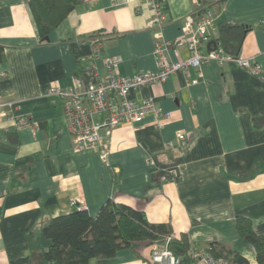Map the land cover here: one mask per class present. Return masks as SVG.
<instances>
[{"label": "crops", "instance_id": "crops-1", "mask_svg": "<svg viewBox=\"0 0 264 264\" xmlns=\"http://www.w3.org/2000/svg\"><path fill=\"white\" fill-rule=\"evenodd\" d=\"M202 4L164 2L162 35L173 44L167 51L171 60L189 56L179 39L185 21ZM210 8L211 43L225 49L221 37L232 45L240 35L241 48L228 50L259 63L264 76V0H224ZM152 18L146 1L83 0L47 41L40 37L29 0H0V92L15 103L16 116L32 122L19 128L10 118L0 120V264H52L43 258L51 244L43 229L73 212L72 202L93 217L108 202L124 204L144 211L152 223L170 224L177 239L186 234L192 251L220 244L258 264L236 220L250 219L254 231L264 235L260 77L236 62H211L133 92L171 116L150 112L140 123L117 128L107 163L98 150L73 148L63 101L49 93L51 87H72L92 63L93 35L101 38L102 59H121L120 75L155 70L159 31L149 26ZM177 133L186 135V143L168 147ZM165 242L121 250L109 264H151L154 246Z\"/></svg>", "mask_w": 264, "mask_h": 264}, {"label": "built area", "instance_id": "built-area-1", "mask_svg": "<svg viewBox=\"0 0 264 264\" xmlns=\"http://www.w3.org/2000/svg\"><path fill=\"white\" fill-rule=\"evenodd\" d=\"M128 1H146L153 13L149 26L159 31L158 42L154 49L156 69L132 76L120 75L118 69L121 59L119 57L102 59L101 38L93 35L89 39L91 52L88 56L92 63L82 69L81 76L76 78L72 87L67 89L51 87L49 90L50 95L58 96L63 101L64 116L73 148L76 151L98 150L101 160L106 163L111 151L112 136L117 128L126 123H140L150 112L166 119L171 116L170 113L163 115L153 99L133 97V92L138 93L144 87L163 84L177 73L187 74L191 69L201 70L203 65L211 62L219 64L236 62L264 81L262 67L252 59L232 56L222 47L203 53V49L211 43L210 31L215 24L210 5L219 4L222 0H191L194 4H203L196 16L189 17L183 25L179 41L188 47L189 56L181 61H173L167 57V51L173 44L165 40L162 35V29L167 22L164 7L166 0ZM97 60H102V65H98ZM14 110L15 103L5 101L0 92V120L10 118L19 128L32 124L29 118L16 116ZM185 143L186 135L177 133L175 140L168 142L167 146L172 148ZM71 206L75 210H85L84 205L75 202H72ZM171 240L172 238L169 237L163 246L158 244L154 246L150 257L151 264H186L168 248ZM190 254L192 262L189 264H229L224 258L217 259L205 250H190Z\"/></svg>", "mask_w": 264, "mask_h": 264}, {"label": "trees", "instance_id": "trees-1", "mask_svg": "<svg viewBox=\"0 0 264 264\" xmlns=\"http://www.w3.org/2000/svg\"><path fill=\"white\" fill-rule=\"evenodd\" d=\"M80 2L82 0H29L40 37L49 36ZM233 36H230L232 40ZM235 36L236 43L232 45L227 36L221 37L224 50L232 56L238 55L227 47L241 48L242 39L240 35ZM236 229L241 239L254 247L257 263L264 264V235H258L251 220L243 216L237 217ZM43 234L51 241L43 258L52 264H88L92 259L109 264L121 250L134 249L138 245L151 246L169 237L172 240L168 248L184 263L192 262L186 234L177 239L170 224L152 223L144 211L124 204L108 202L96 217L87 210H74L53 218L44 227ZM208 252L217 259L224 258L229 264H250L246 257L225 245L213 244Z\"/></svg>", "mask_w": 264, "mask_h": 264}, {"label": "water", "instance_id": "water-1", "mask_svg": "<svg viewBox=\"0 0 264 264\" xmlns=\"http://www.w3.org/2000/svg\"><path fill=\"white\" fill-rule=\"evenodd\" d=\"M45 40H49V36H47L46 38H45ZM212 45H213V47H212ZM208 48H211V50H215V48H216V43L215 42H212V43H210L209 45H208Z\"/></svg>", "mask_w": 264, "mask_h": 264}]
</instances>
